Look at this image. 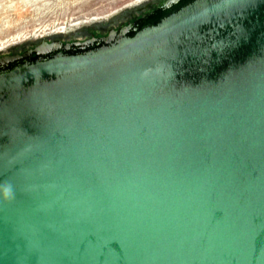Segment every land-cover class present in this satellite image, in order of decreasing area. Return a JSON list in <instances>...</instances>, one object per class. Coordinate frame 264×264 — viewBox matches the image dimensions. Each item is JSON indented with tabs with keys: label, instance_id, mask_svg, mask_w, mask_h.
<instances>
[{
	"label": "water",
	"instance_id": "95a60500",
	"mask_svg": "<svg viewBox=\"0 0 264 264\" xmlns=\"http://www.w3.org/2000/svg\"><path fill=\"white\" fill-rule=\"evenodd\" d=\"M0 264H264V0L1 56Z\"/></svg>",
	"mask_w": 264,
	"mask_h": 264
},
{
	"label": "rangeland",
	"instance_id": "374dc122",
	"mask_svg": "<svg viewBox=\"0 0 264 264\" xmlns=\"http://www.w3.org/2000/svg\"><path fill=\"white\" fill-rule=\"evenodd\" d=\"M163 0H0V57L43 40H83L134 20Z\"/></svg>",
	"mask_w": 264,
	"mask_h": 264
}]
</instances>
